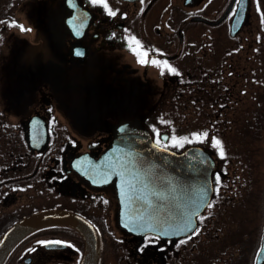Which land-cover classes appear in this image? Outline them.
Here are the masks:
<instances>
[{"label": "flooded vegetation", "instance_id": "1", "mask_svg": "<svg viewBox=\"0 0 264 264\" xmlns=\"http://www.w3.org/2000/svg\"><path fill=\"white\" fill-rule=\"evenodd\" d=\"M241 1L108 0L112 14L92 0H0V237L58 208L96 229L95 264H260L264 92L254 90L260 75L250 57L260 48V13L246 0L233 35ZM249 77L252 84L237 90L235 81ZM172 89L193 112L194 131L209 132L191 143L213 156L212 194L187 235L143 233L120 223L113 176L120 165L102 154L127 124L130 137L149 134L181 150L184 139L168 143ZM54 239L71 243H38ZM83 247L75 227L44 223L24 233L2 264H77Z\"/></svg>", "mask_w": 264, "mask_h": 264}, {"label": "water", "instance_id": "2", "mask_svg": "<svg viewBox=\"0 0 264 264\" xmlns=\"http://www.w3.org/2000/svg\"><path fill=\"white\" fill-rule=\"evenodd\" d=\"M245 7L246 0H243L233 18L232 34L239 29ZM136 127L140 129L139 125ZM130 133L129 124L121 127L114 143L103 153L105 162L120 165L115 174L121 205L120 223L143 233L187 234L194 228L196 215L212 193V155L199 145H188L177 152L158 146L149 134L137 139L130 137ZM135 139L136 143H130ZM49 222L74 226L84 237V250L78 264L95 263L98 243L95 229L80 215L63 209L43 210L11 225L0 237V263L19 237L31 227ZM263 261L264 234L260 264Z\"/></svg>", "mask_w": 264, "mask_h": 264}, {"label": "trees", "instance_id": "3", "mask_svg": "<svg viewBox=\"0 0 264 264\" xmlns=\"http://www.w3.org/2000/svg\"><path fill=\"white\" fill-rule=\"evenodd\" d=\"M255 3V8L258 9L260 13V27L257 30V36H258V42L260 43V48L257 50L254 54H251L250 52V57L251 59L254 60L255 63V68L252 72V74H259L260 75V80H256L255 83H258L259 86H256L254 90H260V93L264 92V0H254ZM256 11V10H255ZM255 22H257V18L255 17ZM235 38V37H234ZM251 41V39H249ZM250 63V62H249ZM258 63V64H257ZM260 68V72L257 73L258 67ZM251 75V74H249ZM235 83L239 86L237 90H242V84H247L250 85L252 84V80L249 77L247 79V82L245 81L243 83L242 80L235 81ZM176 89H173L170 91V96H169V121H170V132L171 135L173 134L176 135L178 139H184L185 143L192 142L193 143V137L190 135L194 131V125L193 123V112H188L184 111L181 108V105L178 103ZM262 96L260 95V99ZM264 98V96H263ZM264 100V99H263ZM186 137V138H182ZM264 180V177H263ZM262 196L260 199V203L262 206H264V188L262 192Z\"/></svg>", "mask_w": 264, "mask_h": 264}, {"label": "snow or ice", "instance_id": "4", "mask_svg": "<svg viewBox=\"0 0 264 264\" xmlns=\"http://www.w3.org/2000/svg\"><path fill=\"white\" fill-rule=\"evenodd\" d=\"M92 3L93 4H102L105 9L107 11H109L110 13H112V9L109 7V4H108V0H92ZM112 14H115V13H112ZM7 23L9 25H12V26H16L18 25L22 30L25 29V25L23 24H20L18 21L16 20H9L7 21ZM133 39H135L133 37ZM134 52L136 51L135 48L132 49ZM157 52L161 51L160 49H156ZM143 55H147V50L144 51ZM143 62V61H142ZM153 63H157V61L155 59H153ZM162 64L170 71L172 72H176L177 71V68L176 67H173L171 65L168 64V61L167 60H164L162 61ZM161 70H164L163 68ZM157 134L159 133V130L157 129L156 130ZM193 138L197 139V140H201V139H205L206 137H209V132L207 129H204L203 131H200V132H196V131H193L191 134H190ZM182 138H186V137H182ZM211 141L214 145H219L221 143V141L219 140L218 137L216 136H211ZM157 139H158V135H157ZM168 143L170 144H173V145H176V144H179V139L176 137L175 134H173L172 138L168 141ZM220 155L223 156L224 155V151L223 149H220ZM217 181H219L220 179V176L219 174H217ZM201 219H203V217H201ZM196 232H199V229H196ZM185 239H188L187 236H185ZM39 244H44V245H47V244H69L71 243L70 241L68 240H60V239H54V240H40L38 242ZM73 247H75V245L73 244L72 245Z\"/></svg>", "mask_w": 264, "mask_h": 264}]
</instances>
